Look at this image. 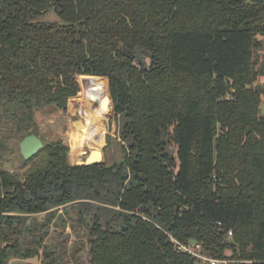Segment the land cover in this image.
Here are the masks:
<instances>
[{"label":"trees","instance_id":"1","mask_svg":"<svg viewBox=\"0 0 264 264\" xmlns=\"http://www.w3.org/2000/svg\"><path fill=\"white\" fill-rule=\"evenodd\" d=\"M50 11L58 22L42 19ZM260 35L264 0H0V164L7 141L37 131L38 111L108 86L130 149L119 168L72 165L57 140L0 167V264L40 257L20 237L53 216L50 187L63 205L124 185L125 168L120 210L106 225L94 215L86 264H196L174 240L264 264V86L247 88Z\"/></svg>","mask_w":264,"mask_h":264},{"label":"rangeland","instance_id":"2","mask_svg":"<svg viewBox=\"0 0 264 264\" xmlns=\"http://www.w3.org/2000/svg\"><path fill=\"white\" fill-rule=\"evenodd\" d=\"M42 19L51 23L60 20L54 11H50ZM257 40L261 44L253 60L255 62L257 81L253 86H248L247 88H253L255 85L264 86V35L258 36ZM149 61L150 58L146 53H138V64L149 66ZM104 88L107 89V87ZM82 95L78 93L76 97L69 99L66 110L46 107L38 111L35 117L37 118L38 129L34 135L42 139L44 144L63 140L69 147L70 163L72 165H76L79 161H84L90 153L86 144H84L83 150L87 151V155L76 156L75 159L73 151H71L72 137L77 135V127L75 126L77 122L85 121L78 111L79 101L81 97L85 98L93 94ZM262 105H264V97ZM121 122L122 119L115 115L112 105L108 115V124L103 132L104 142L98 146L104 153L102 164L105 167L114 165L119 168L121 165L125 166L128 159L130 149L127 148L126 143L122 140L120 132ZM21 142V138H13L3 146L5 157L2 160V164H0L2 169L11 171L18 169L22 165L24 160L19 147ZM168 148L176 157L178 149L176 145L170 144ZM126 169V175L128 174L127 176L130 177L129 171ZM129 177L125 179L124 185L122 182L108 181L107 185L96 186L92 192L89 190L84 192L85 189H79V194L76 193L74 195L75 201L63 205H56L52 201L58 195H56L55 187H50L47 195L50 199L48 200L51 209L48 212L53 214V216L49 217L46 214L33 216L34 218L27 226L25 234L20 237L24 248L40 247V257L28 260L14 259L10 264H86L88 258V232L95 221L94 215L100 214L103 219L102 222L106 225L111 219V212L120 210L117 206V198L123 188L130 185ZM72 190L76 191V187H73ZM104 209L106 210L105 212ZM152 213L154 217L155 212L152 211ZM118 225L120 226V223ZM29 227H31L30 230ZM192 250L197 253L202 252L200 246H192ZM228 255L230 256L231 253L228 252ZM203 262L208 264L207 261L203 260L201 263Z\"/></svg>","mask_w":264,"mask_h":264},{"label":"bare ground","instance_id":"3","mask_svg":"<svg viewBox=\"0 0 264 264\" xmlns=\"http://www.w3.org/2000/svg\"><path fill=\"white\" fill-rule=\"evenodd\" d=\"M93 95L85 98L81 97L78 104V111L85 121L77 122V125L75 126L77 127V135L72 137L71 151H73L72 153L75 156V159L76 156L87 154V151L83 150L84 144L87 145L88 150L91 153V151L95 150L100 151L98 146L104 142L103 132L108 124V115L113 104L110 101L108 107H103L102 98L107 96L103 90H98L93 93Z\"/></svg>","mask_w":264,"mask_h":264},{"label":"water","instance_id":"4","mask_svg":"<svg viewBox=\"0 0 264 264\" xmlns=\"http://www.w3.org/2000/svg\"><path fill=\"white\" fill-rule=\"evenodd\" d=\"M110 101L113 103V100L111 99V95H110L109 88H108L107 96L102 98L103 107H108L110 105ZM261 112L264 115V105H262ZM19 147H20V152L23 158L25 160H28L39 153V151L44 147V143L42 139H40L37 135L31 134L22 140ZM195 147H196L195 152H197L198 151L197 144L195 145ZM103 159H104L103 151L95 150V151H91V153L88 154V156L86 157L84 161H79L76 165L92 166L95 164H102ZM191 243L193 244V246L196 245L195 241H191ZM196 264H203V263H196Z\"/></svg>","mask_w":264,"mask_h":264},{"label":"built area","instance_id":"5","mask_svg":"<svg viewBox=\"0 0 264 264\" xmlns=\"http://www.w3.org/2000/svg\"><path fill=\"white\" fill-rule=\"evenodd\" d=\"M218 224H221L220 222H218ZM233 237V231H231L229 234H228V238L231 240ZM175 243H177L178 247L180 250H183L185 252H188V253H191L196 259H197V263H201L203 260L204 261H207L208 264H237L238 262L236 260H228V259H224V260H221V259H211V258H208L207 256L203 255L202 253H197L195 252L194 250H192V246L191 245H187V244H180L178 242H176L174 240ZM203 264H205L203 262Z\"/></svg>","mask_w":264,"mask_h":264}]
</instances>
